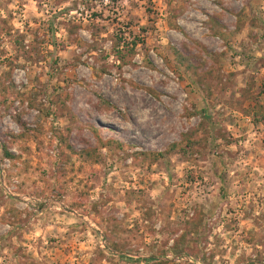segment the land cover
I'll return each mask as SVG.
<instances>
[{"label": "rangeland", "instance_id": "1", "mask_svg": "<svg viewBox=\"0 0 264 264\" xmlns=\"http://www.w3.org/2000/svg\"><path fill=\"white\" fill-rule=\"evenodd\" d=\"M0 264H264V0H0Z\"/></svg>", "mask_w": 264, "mask_h": 264}, {"label": "trees", "instance_id": "2", "mask_svg": "<svg viewBox=\"0 0 264 264\" xmlns=\"http://www.w3.org/2000/svg\"><path fill=\"white\" fill-rule=\"evenodd\" d=\"M134 45H136V43H134ZM3 148H4V156H5V158H6V159H10V158H11V154H10V152L7 150L5 144H3Z\"/></svg>", "mask_w": 264, "mask_h": 264}]
</instances>
